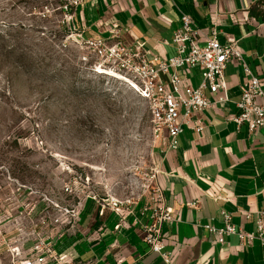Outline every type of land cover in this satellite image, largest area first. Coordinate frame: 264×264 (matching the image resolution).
Masks as SVG:
<instances>
[{
  "label": "rangeland",
  "instance_id": "rangeland-1",
  "mask_svg": "<svg viewBox=\"0 0 264 264\" xmlns=\"http://www.w3.org/2000/svg\"><path fill=\"white\" fill-rule=\"evenodd\" d=\"M63 2L0 0L2 253L33 232L72 234L67 210L79 219L89 201L140 199L157 169L145 101L92 73Z\"/></svg>",
  "mask_w": 264,
  "mask_h": 264
},
{
  "label": "crops",
  "instance_id": "crops-1",
  "mask_svg": "<svg viewBox=\"0 0 264 264\" xmlns=\"http://www.w3.org/2000/svg\"><path fill=\"white\" fill-rule=\"evenodd\" d=\"M182 12L203 36L213 26L219 42L231 35L264 88V0H82L75 22L85 35L118 31L125 44L143 43L150 54L168 56L173 48L165 41L170 42ZM224 75L230 100L215 103L208 94L211 106L202 113L203 131L184 129L175 149L159 146L157 182L174 218L162 224L171 264H264V244L258 239L241 245L231 235L220 244L204 228L221 227L220 211L226 210L234 225L254 231L255 213L264 210V128L250 132L226 119L235 110L243 75L235 62ZM190 82H200L198 70H192ZM143 203L134 207L136 213ZM99 210L93 201L84 204L73 233L58 237L56 250L79 264H166L148 249L132 215L116 228L117 214L108 207Z\"/></svg>",
  "mask_w": 264,
  "mask_h": 264
},
{
  "label": "built area",
  "instance_id": "built-area-1",
  "mask_svg": "<svg viewBox=\"0 0 264 264\" xmlns=\"http://www.w3.org/2000/svg\"><path fill=\"white\" fill-rule=\"evenodd\" d=\"M81 2L64 0L60 8L69 29L75 31L76 42L90 53V70L94 75L120 82L145 101L150 114L151 133L160 146L175 149L178 136L184 129L203 131L202 113L211 106L208 94L214 97L215 103L230 100L224 72L226 66L234 62L241 67L243 79L238 99L234 101L235 110L226 119L236 127L245 125L250 132L264 128V88L231 35H226V42L221 43L213 26L203 36L193 19L182 12L170 42L165 41L172 45L173 53L168 56H161L158 52L150 54L143 43L125 44L119 40L118 31L110 36L86 37L84 30L75 22L76 8ZM194 69L200 75L196 86L190 82ZM157 173L155 169L151 183L140 199L110 198L100 204L99 212L107 207L115 212L119 218L116 228L126 225V217L132 215L133 224L139 225L142 240L148 249L159 254L166 264H171V253L164 250L162 224L174 220L173 209L166 204L163 190L157 182ZM142 199L144 203L136 213L134 207ZM67 212L73 220L71 227L75 228L78 211L71 209ZM220 214L221 227L204 225L220 244L231 235L237 236L241 245H249L255 239L264 244V210L255 213L254 231H245L234 225L230 212L221 210ZM141 216L146 217L144 222ZM245 216L250 217L251 212H246ZM56 240L42 232H33L30 243L19 237L16 243L0 252V264H79L71 255L56 250Z\"/></svg>",
  "mask_w": 264,
  "mask_h": 264
}]
</instances>
